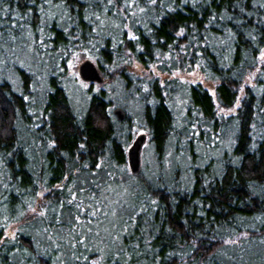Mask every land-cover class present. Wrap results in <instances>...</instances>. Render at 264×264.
Listing matches in <instances>:
<instances>
[{"label":"trees","instance_id":"1","mask_svg":"<svg viewBox=\"0 0 264 264\" xmlns=\"http://www.w3.org/2000/svg\"><path fill=\"white\" fill-rule=\"evenodd\" d=\"M262 54L264 0H0V264H264Z\"/></svg>","mask_w":264,"mask_h":264},{"label":"water","instance_id":"2","mask_svg":"<svg viewBox=\"0 0 264 264\" xmlns=\"http://www.w3.org/2000/svg\"><path fill=\"white\" fill-rule=\"evenodd\" d=\"M77 73L83 82L101 84L104 81L98 67L90 59H83L78 63ZM112 112L118 120H123L125 117V113L121 108H114ZM146 137L145 133L137 134L127 148L126 161L130 172L133 174L137 173L141 167V152Z\"/></svg>","mask_w":264,"mask_h":264},{"label":"rangeland","instance_id":"3","mask_svg":"<svg viewBox=\"0 0 264 264\" xmlns=\"http://www.w3.org/2000/svg\"><path fill=\"white\" fill-rule=\"evenodd\" d=\"M261 57H262V61L264 62V54H262ZM80 61H81V60H80ZM80 61H79V62H80ZM79 62H77V63L75 64V66H76V68H75V73H76V74H77V65H78ZM77 75H78V74H77ZM156 75H157V74H156ZM167 76H168L167 73H161V74H159V78H160V79H163L164 77H167ZM171 77H177V78H179V79H187V80H189V81H191V82H199V83H201L202 86H204L205 88L209 89L210 91L212 90V87H211L210 82L204 80V79L202 78V76L198 75V73L195 72V71H192L191 73H179V72H174V73L171 74ZM84 83L87 84V83H89V82H84ZM98 85H99V84L94 83V88H97ZM138 133H146V131L140 129V131H138L136 134H138ZM136 134H135V135H136ZM135 135H134V136H135ZM142 157H143V148H142V152H141V158H142ZM141 161H142V159H141ZM32 212H33V210H31V211L28 212V213H32ZM16 226H17V225L12 224L11 226L9 225V226L6 228L5 233H7V236H8V237L15 236V234H16V232H17V227H16ZM9 233H10V234H9ZM8 234H9V235H8Z\"/></svg>","mask_w":264,"mask_h":264},{"label":"bare ground","instance_id":"4","mask_svg":"<svg viewBox=\"0 0 264 264\" xmlns=\"http://www.w3.org/2000/svg\"><path fill=\"white\" fill-rule=\"evenodd\" d=\"M77 74H78V73H77ZM77 77L79 78L78 75H77ZM79 79H80V78H79ZM80 80H81V79H80ZM81 81H82V80H81ZM114 108H121V107H119V106H114V107L112 108V111H113ZM121 109H122V108H121ZM122 110H123V109H122ZM123 111H124V110H123ZM124 113H125V112H124ZM112 115L116 118V116L113 114V112H112ZM117 120H118V119H117ZM138 134H139V133H138ZM145 134H146V133H145ZM136 135H137V134H136ZM136 135H135V136H136ZM135 136H134V137H135ZM134 137H133V139H134ZM133 139H132V140H133ZM146 139H147V137H146ZM132 140H131V142H132ZM131 142H130V143H131ZM144 144H145V143H144ZM129 145H130V144H129ZM143 146H144V145H143Z\"/></svg>","mask_w":264,"mask_h":264},{"label":"snow or ice","instance_id":"5","mask_svg":"<svg viewBox=\"0 0 264 264\" xmlns=\"http://www.w3.org/2000/svg\"><path fill=\"white\" fill-rule=\"evenodd\" d=\"M153 2H155V0H153Z\"/></svg>","mask_w":264,"mask_h":264}]
</instances>
